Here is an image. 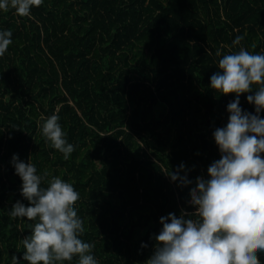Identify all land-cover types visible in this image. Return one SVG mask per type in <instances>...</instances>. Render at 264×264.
Instances as JSON below:
<instances>
[{
	"label": "trees",
	"instance_id": "16d2710c",
	"mask_svg": "<svg viewBox=\"0 0 264 264\" xmlns=\"http://www.w3.org/2000/svg\"><path fill=\"white\" fill-rule=\"evenodd\" d=\"M0 29L13 34L0 57V264L22 257L33 223L9 214L29 203L13 154L74 183L99 264H144L159 218L193 212L194 184L168 173L183 164L194 181L220 158L212 132L235 94L210 87L216 51H238L243 35L264 52V0H44L30 16L0 11ZM53 113L75 145L68 160L41 133Z\"/></svg>",
	"mask_w": 264,
	"mask_h": 264
},
{
	"label": "clouds",
	"instance_id": "9594fccd",
	"mask_svg": "<svg viewBox=\"0 0 264 264\" xmlns=\"http://www.w3.org/2000/svg\"><path fill=\"white\" fill-rule=\"evenodd\" d=\"M43 3L0 0V11L14 9L19 16H30L31 9ZM12 35L10 29H0V57L13 43ZM243 40L237 35L232 41L238 51H216L218 71L210 76L213 90L235 94L226 106L227 123L212 132L220 158L208 166L207 177L194 181L183 164L168 173L181 187L194 184L188 201L194 211L182 209L179 215L170 212L159 218L162 227L154 234V251L144 264H262L258 254L264 253V52H250L241 45ZM245 93H250L246 100L255 106L254 112L241 106ZM41 119L45 141L70 159L75 145L68 141L60 116ZM11 163L29 203L17 200L9 214L33 221L30 234L22 239V257L12 255L11 264H71L74 258L76 264H99L95 244L82 239L86 227L78 215L80 193L74 183L39 173L34 163L20 160L18 154Z\"/></svg>",
	"mask_w": 264,
	"mask_h": 264
},
{
	"label": "built area",
	"instance_id": "2783aa9c",
	"mask_svg": "<svg viewBox=\"0 0 264 264\" xmlns=\"http://www.w3.org/2000/svg\"><path fill=\"white\" fill-rule=\"evenodd\" d=\"M201 176H203V175H201ZM190 199V198H189ZM193 208V207H192ZM193 211H194V208H193Z\"/></svg>",
	"mask_w": 264,
	"mask_h": 264
}]
</instances>
